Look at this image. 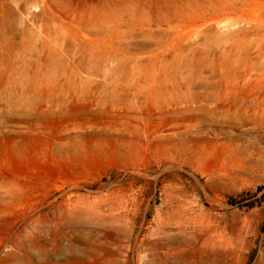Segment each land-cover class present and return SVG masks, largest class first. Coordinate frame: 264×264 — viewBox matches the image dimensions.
<instances>
[{
	"label": "rangeland",
	"instance_id": "374dc122",
	"mask_svg": "<svg viewBox=\"0 0 264 264\" xmlns=\"http://www.w3.org/2000/svg\"><path fill=\"white\" fill-rule=\"evenodd\" d=\"M0 264H264V0H0Z\"/></svg>",
	"mask_w": 264,
	"mask_h": 264
}]
</instances>
